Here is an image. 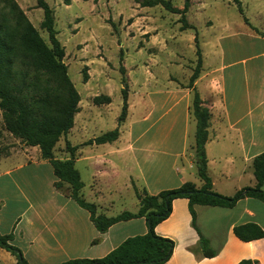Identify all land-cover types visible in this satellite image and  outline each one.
Returning <instances> with one entry per match:
<instances>
[{
  "label": "crops",
  "instance_id": "1",
  "mask_svg": "<svg viewBox=\"0 0 264 264\" xmlns=\"http://www.w3.org/2000/svg\"><path fill=\"white\" fill-rule=\"evenodd\" d=\"M225 67L223 64L217 71L205 72L202 64L194 85L210 113L205 154L212 190L223 196H232L256 182L252 161L264 151V92L259 90L251 96L248 89L246 97L241 100L237 94L227 96L224 79L217 75ZM200 83L202 87H199ZM169 94L174 96L173 106L184 101L183 108L172 114L171 121L160 135L170 138L178 124L182 126V133L178 142L180 147L171 157V170L163 175L151 174L149 179L143 176L144 153L150 146L141 141L143 133L133 137L131 130L134 123L127 128L123 124L119 137L111 143L88 144L87 155L76 156L78 147L75 146L74 166L81 178L78 163L87 161L91 178L93 196L90 201L85 198L84 186L82 196L85 201L96 205L98 214L107 216L104 211L109 210L108 206L113 203L106 194L120 197L123 191L122 187L109 183L113 174L123 175V186L127 190L135 187L149 195L178 188L185 182H192L197 188L202 186L193 160L194 132L192 141L187 145L190 122L194 124L195 131V120L191 115L193 92L179 86ZM78 107L75 117L82 114L81 102ZM135 107L129 98L127 118ZM75 117L73 126L76 125ZM145 117L142 113L141 119ZM123 130L128 132L126 139L122 138ZM65 152H61L62 158L54 156L55 159H68ZM179 160L182 168H177ZM193 169L194 172L191 171ZM55 181L50 162L41 157L37 146H27L0 129V234L12 236L11 243L21 251L27 264H62L72 259L101 258L125 239L147 232V222L142 217L118 222L106 232L99 233L90 221L88 211L71 198L69 185L62 183L55 188ZM256 200L245 197L232 208L194 205L196 227H193L188 200L174 199L169 216L155 227L156 235L174 242L166 264H238L242 260L264 264V239L243 242L233 233L235 226L246 223H255L264 230V203L259 200L254 202ZM137 210L138 199L137 209L129 212ZM257 210L261 211V216ZM200 236L209 242L210 248L216 252L215 256L207 258L197 250ZM0 264H17V260L10 252L0 248Z\"/></svg>",
  "mask_w": 264,
  "mask_h": 264
},
{
  "label": "rangeland",
  "instance_id": "2",
  "mask_svg": "<svg viewBox=\"0 0 264 264\" xmlns=\"http://www.w3.org/2000/svg\"><path fill=\"white\" fill-rule=\"evenodd\" d=\"M16 1L48 42L46 32L40 29L43 13L36 7V0ZM45 1L54 11L57 38L65 50L63 62L83 108L82 114L75 117L76 125L54 147L56 158L63 157L61 152L66 142L78 147L76 156L87 155L90 149L87 141L117 126L124 76L127 102L130 98L136 107L121 126L124 124L127 128L134 123L133 137L143 133L141 141L150 146L144 153L143 176L149 179L151 174L163 175L170 171L172 154L180 147L182 126L178 124L170 138L160 134L172 114L183 108L184 101L174 107V96L168 93L188 83L196 64L195 33L205 72L217 71L226 65L217 75L224 79L227 96L237 94L241 100L248 89L251 96L259 90L264 92V0H191L185 17L196 31H181L178 14L169 13L161 6L141 7V0ZM169 1L174 7L182 8L184 0ZM120 67L124 69L123 75ZM97 95L110 96L111 103L93 104L92 99ZM142 113L146 119H141ZM0 129L4 130L1 114ZM193 132L194 124L190 122L187 145L192 141ZM128 137V132L123 130L122 138ZM64 155L70 157L68 152ZM177 168H182L181 160ZM78 169L84 183L83 194L90 201L93 193L87 161L81 160ZM110 180L109 183L122 187L123 191L120 197L106 194L113 203L104 213L114 216L124 210H136L135 190L123 186V175L113 174ZM252 180L253 175L251 185ZM257 212L261 216V211Z\"/></svg>",
  "mask_w": 264,
  "mask_h": 264
},
{
  "label": "trees",
  "instance_id": "3",
  "mask_svg": "<svg viewBox=\"0 0 264 264\" xmlns=\"http://www.w3.org/2000/svg\"><path fill=\"white\" fill-rule=\"evenodd\" d=\"M141 7L161 6L169 13L178 14L180 30L193 29L186 20V13L191 0H184L182 8H176L169 0H141ZM36 7L42 10L40 29L47 34L48 42L40 35L16 0H0V114L4 130L20 139L27 146H37L43 159L50 162L56 181L55 188L62 183L70 187L71 198L88 211L90 221L99 233L106 232L112 225L134 218H145L147 232L144 235L125 239L107 255L96 259H72L62 264H166L170 258L174 242L155 233V227L171 213L174 199L188 200L191 223L195 225L194 205L218 206L232 208L242 198L250 197L264 203V151L252 161L255 185L244 187L232 196H223L212 190L211 180L207 174L205 143L208 139L209 109L204 106L195 81L202 70V53L194 36L196 64L184 88L193 92L191 115L195 120L193 160L196 173L203 182L197 188L192 182H185L180 187L160 191L157 195L139 192L135 187L138 199V210L133 213L123 211L115 216L98 214L96 205L85 201L82 196L84 186L79 171L74 166L75 146L66 142L65 150L70 154L68 159H55L53 150L58 140L65 137L74 125V117L79 112L80 96L68 75L67 65L63 62L64 47L57 38L54 11L45 0H36ZM242 14V9L238 7ZM245 23L247 19L244 17ZM252 28V27H251ZM196 31V30H195ZM122 75L123 67H120ZM87 79L84 73L83 82ZM121 83L122 106L117 117V126L86 144H104L115 141L120 135V126L125 121L128 109V88L123 76ZM93 104L111 103L110 96L97 95ZM234 235L243 242L264 239V230L255 223L237 225ZM11 235L0 234V248L15 256L17 264H27L21 251L12 243ZM197 250L204 257L211 258L216 252L202 236ZM238 264H258L252 260H242Z\"/></svg>",
  "mask_w": 264,
  "mask_h": 264
}]
</instances>
